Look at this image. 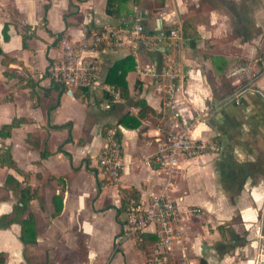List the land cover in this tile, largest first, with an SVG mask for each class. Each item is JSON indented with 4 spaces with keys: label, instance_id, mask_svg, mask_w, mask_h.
Returning a JSON list of instances; mask_svg holds the SVG:
<instances>
[{
    "label": "crops",
    "instance_id": "crops-1",
    "mask_svg": "<svg viewBox=\"0 0 264 264\" xmlns=\"http://www.w3.org/2000/svg\"><path fill=\"white\" fill-rule=\"evenodd\" d=\"M106 2L0 0V150L16 166L0 164L1 264H141L156 233L127 234L125 190L144 206L165 178L182 232L169 260L264 264L254 262L264 245V0ZM136 24L143 35H131ZM112 29L118 38L91 53V86L69 94L50 79L61 39ZM245 63L255 90L235 94L227 73ZM112 69L123 94L105 81ZM175 120L219 149L178 156L166 174L155 156ZM101 124L121 140L115 184L96 160ZM25 184L34 195L22 206Z\"/></svg>",
    "mask_w": 264,
    "mask_h": 264
},
{
    "label": "built area",
    "instance_id": "built-area-1",
    "mask_svg": "<svg viewBox=\"0 0 264 264\" xmlns=\"http://www.w3.org/2000/svg\"><path fill=\"white\" fill-rule=\"evenodd\" d=\"M132 33L136 36L143 35L141 24L133 26ZM141 35V36H142ZM168 36L175 38L177 32L174 28L168 30ZM105 39L118 38V31L109 30L96 32L89 36L88 41L75 42L70 39H61V53L58 60L49 68V77L52 81L65 86L66 90L91 86L94 82L95 62L94 52ZM255 72L250 64H238L227 73L238 86L235 94L255 90L251 82ZM244 81L240 83V80ZM190 120H175L158 145L156 161L166 174L176 164L178 156L196 157L205 152H216L219 143L212 138H198L190 133ZM117 128L108 124L101 130L102 144L97 152V164L101 176L106 183L115 184L120 177L123 167L121 140ZM170 184L165 178L160 190L149 195L144 206L137 205L127 210L124 228L127 234L136 235L142 240V233L152 226L156 239L149 247L148 256L141 264H196L191 258L182 254L179 259L171 261L166 257L167 251L174 242L179 243L182 232L179 226L180 214L175 201L167 194ZM255 263H264V245L259 246L254 255Z\"/></svg>",
    "mask_w": 264,
    "mask_h": 264
},
{
    "label": "trees",
    "instance_id": "trees-1",
    "mask_svg": "<svg viewBox=\"0 0 264 264\" xmlns=\"http://www.w3.org/2000/svg\"><path fill=\"white\" fill-rule=\"evenodd\" d=\"M107 3H109V0H107L106 2V6H107ZM106 11H108V8L106 7ZM167 32V30L165 31V33ZM112 75V79H110L109 77L108 78H105V81L110 83V84H113L115 86H118L119 90H120V93L123 94L125 91H126V85H125V82L124 80H121L120 78L123 77V76H119V75H116L114 74V69L110 70V72L108 73V75ZM77 89H85V88H76V89H72V93H74L75 90ZM107 95V94H106ZM15 122H14V119H12V121L7 124L6 126L7 127H10L11 125H13ZM57 127V126H56ZM118 134V133H117ZM0 164H4L8 167H11L13 169L16 168L15 166V163L13 161V159L11 158V155L9 153L8 150L6 149H3V150H0ZM5 181L6 182H9V181H12L13 183L17 184L13 174L11 173H8L5 177ZM19 193H20V196H19V201L21 202L22 206H25L28 202V200L33 197L34 195V192L33 191H30L29 190V187L28 185H23L21 187H19ZM125 201L127 202V210L132 208V207H136L138 204H139V200H138V196L134 193V190L133 189H127L125 190ZM126 196H127V199H126ZM27 219V218H26ZM0 224H1V219H0ZM20 240L22 242H27L29 241L23 233H20V236H19ZM3 261V257L0 253V264L2 263ZM203 264L205 262H199V264Z\"/></svg>",
    "mask_w": 264,
    "mask_h": 264
},
{
    "label": "water",
    "instance_id": "water-1",
    "mask_svg": "<svg viewBox=\"0 0 264 264\" xmlns=\"http://www.w3.org/2000/svg\"><path fill=\"white\" fill-rule=\"evenodd\" d=\"M69 94H71L70 90L68 91ZM103 124H101L98 128V133L100 134L101 130H102Z\"/></svg>",
    "mask_w": 264,
    "mask_h": 264
},
{
    "label": "rangeland",
    "instance_id": "rangeland-1",
    "mask_svg": "<svg viewBox=\"0 0 264 264\" xmlns=\"http://www.w3.org/2000/svg\"><path fill=\"white\" fill-rule=\"evenodd\" d=\"M132 36H136L134 33L130 32Z\"/></svg>",
    "mask_w": 264,
    "mask_h": 264
}]
</instances>
